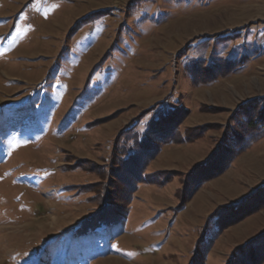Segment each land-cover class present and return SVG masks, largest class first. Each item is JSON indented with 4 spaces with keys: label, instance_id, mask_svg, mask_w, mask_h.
<instances>
[{
    "label": "rangeland",
    "instance_id": "1",
    "mask_svg": "<svg viewBox=\"0 0 264 264\" xmlns=\"http://www.w3.org/2000/svg\"><path fill=\"white\" fill-rule=\"evenodd\" d=\"M263 112L264 0H0V264H264Z\"/></svg>",
    "mask_w": 264,
    "mask_h": 264
},
{
    "label": "trees",
    "instance_id": "2",
    "mask_svg": "<svg viewBox=\"0 0 264 264\" xmlns=\"http://www.w3.org/2000/svg\"><path fill=\"white\" fill-rule=\"evenodd\" d=\"M246 112H248L249 113V111H251V108L249 109H246L245 110ZM247 113V114H248ZM246 114V113H245ZM263 115H264V112H263ZM246 116H248V115H246ZM152 122H154V125H155V127H156V122L152 119L151 120ZM151 121L148 123V125H147V128H146V130H145V132H143V133H141L142 135H140V137L137 139L138 140V146H137V148H138V150L136 151H134L133 153H130L129 154V156H128V158H125V159H122L123 161H125V162H130L131 161V159L133 158V157H137L138 155H140L139 157H145V159H146V157L147 156H150L151 154L150 153H146L145 151V148H144V146L143 145H139V143H141L143 140H145V138H146V136L149 134L148 132H150L151 131V133L153 132L152 130L154 129V127H153V129L152 128H150V126H151ZM264 121V120H263ZM159 131V130H158ZM157 130L155 131V129H154V132H156V136L159 134V132H158ZM153 132V133H154ZM253 132V131H252ZM251 132V133H252ZM250 133V132H249ZM248 133V134H249ZM257 135H259V132L258 131H255L254 132V134H249V136H248V138L245 140V139H243V138H241L240 139V137L238 138V140L236 141V145H235V143H233L232 145H233V148L234 149H230V151H232L233 152V154L234 155H236V154H238L239 152H241V151H244V150H249L250 148H252V146L251 145H253L254 143H255V141H256V139L257 138H255V136H257ZM150 139V138H149ZM141 151V152H140ZM157 153V152H156ZM135 157V158H136ZM146 161V160H145ZM113 215V214H112ZM113 217H115V214L113 215V216H111V217H108L107 219H105V221H99L96 225L94 224V226H93V228H92V230H96V232H97V229L101 226V225H107V224H109V225H111V224H115L116 223V220L114 221V218ZM87 221H85L84 223H86ZM86 227V226H85ZM84 226H83V228H80L79 229V233L80 234H85V232H86V229H84L85 228ZM245 263V262H244ZM243 263V264H244Z\"/></svg>",
    "mask_w": 264,
    "mask_h": 264
}]
</instances>
